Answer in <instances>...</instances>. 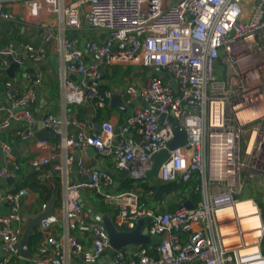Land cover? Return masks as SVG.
I'll return each instance as SVG.
<instances>
[{"label":"built area","instance_id":"1","mask_svg":"<svg viewBox=\"0 0 264 264\" xmlns=\"http://www.w3.org/2000/svg\"><path fill=\"white\" fill-rule=\"evenodd\" d=\"M13 1L26 6L28 18L16 17L8 9ZM44 13L58 23L45 20ZM27 19L38 25V35L45 41L54 37V28L86 25L96 36L84 41V49L97 53L101 64L148 68L156 64L176 84L173 89L169 80L151 74L140 87L126 86L128 102L139 93L148 106L135 108L116 132L109 120L101 121L97 129L90 117L43 113V125L58 139L52 143L40 139L39 147L63 148L66 163L74 160L88 179L64 183L60 206L37 226L41 233L37 256L27 260L97 264L110 247L109 238L101 222L87 221L78 198L80 190L93 188L113 208L111 220L117 229L131 230L139 219L151 217L147 233L160 238L152 251L148 245L116 250L115 264H264V216L255 198L245 195L250 180L264 185V0H0V28L3 21ZM77 42L60 38L67 70L83 75L79 80L62 78L64 100L70 104L94 100L104 106L115 91L101 92L89 83L101 73L96 63L84 62ZM23 50L33 62L44 57L41 46L25 43ZM8 57L24 63L13 41L0 46L1 71L8 67ZM26 75L31 86L24 93L16 96L8 79L1 92L6 102L0 99V130L26 122L19 132L22 140L33 138L30 125L35 117L28 105L40 81L32 73ZM155 111L166 117L161 120ZM168 116L185 131L186 142L169 150L156 179L193 181L189 192L198 195L196 201L177 198L180 201L172 208L153 211L141 204L136 190L111 191L115 179L109 171L86 166L82 156L73 154L82 155L92 146L111 158L116 170L143 177L151 167V155L173 137ZM0 148L7 163L0 167V177L18 176L20 163L10 146L2 143ZM52 157L53 153L35 155L30 164L44 166ZM24 193V188L0 192V205L9 206L0 214V264H19L23 259L19 242L25 217L19 205ZM185 200L193 206L182 205ZM75 233L88 234L90 244L82 245Z\"/></svg>","mask_w":264,"mask_h":264},{"label":"crops","instance_id":"2","mask_svg":"<svg viewBox=\"0 0 264 264\" xmlns=\"http://www.w3.org/2000/svg\"><path fill=\"white\" fill-rule=\"evenodd\" d=\"M8 9L16 17L24 16L28 18L29 13L27 8L21 1L10 2L8 4ZM43 16L45 17V20L51 24L58 23V19L50 13H44ZM38 31V25L30 19L20 22L3 21L1 23L0 46L9 40L13 41V43L16 42L17 49L22 53L24 58V63L14 69L12 77L7 75L5 72L6 69L4 71L0 70V99L6 102L1 93L5 87V80H11V91H13L16 96L24 93L31 86V82L26 75L27 73H32L33 76L39 77L40 81L35 85V99L28 105L35 117L34 122L30 125L33 129V138L30 140H22L19 132L27 126V123L17 122L6 129L0 130V145L2 143L9 145L14 157L20 163V172L18 176L22 178L21 181L27 179L33 172H35V174L32 175L31 181L37 180V182L45 184L48 188L54 187L57 181H59L61 187L59 201L57 204H54L52 199L47 201L53 203V211L55 212L61 203L62 195L64 193V183L75 180L86 181L88 177L79 172L74 160L70 164L66 163V151L63 148L57 150L52 146L48 148L39 147L38 141L40 139L37 138L34 133L39 129V126L43 124H41L43 113L49 111L58 117H69L70 115H74L82 120L90 117L95 120L96 126L103 120H109L113 124L116 132L124 119L130 115L135 108L143 106L142 102L137 98L128 102L125 88L129 84H135L136 87L142 86L147 78L148 67L135 65L106 66L101 64L99 59L94 57L93 53H89L84 49V41L89 37L95 38L96 36V32L89 29L86 25H82L80 28L66 27L64 31L54 28V37L47 41L40 39ZM61 37L77 38V46L82 49L84 53V62L86 64L96 63V65H101L100 71L103 72V77L101 74L102 79L99 80L98 84H107L108 89L119 93L124 107L112 105L110 101L111 97L106 101L104 106H99L94 100H87L74 104L65 102L61 86L62 78L64 76L72 80H79L80 78L78 77V73H72L66 68L68 62L64 56V50L60 45ZM99 38L101 39L102 36H99ZM25 43H32L41 46L44 51V57L38 62L31 61L23 50V45ZM161 77L163 80L170 81V77L166 73ZM128 136H132L137 142L141 141V138L134 133H129ZM56 140L57 139H50V142L52 143ZM50 153H53V157L49 164L40 167H34L30 164V159L33 156L43 154L49 155ZM73 154L75 157L82 156L86 166H95L106 169L114 176L115 180H118L121 183V177L118 176L120 171L115 169L111 158L101 155L97 150L94 153H90L86 150L82 155L79 152L73 151ZM6 164V158L0 148V167L5 166ZM57 164L60 165L59 169H55L54 167ZM127 174L131 176L130 173ZM6 178L7 177H0V192L15 190L13 188H15L17 183L13 182L11 185H8L6 183ZM142 179L149 184H153L156 181L155 179L147 177ZM23 188L25 189V193L20 199V213L23 215L24 212H28L29 214L34 215L41 211V206L45 202L41 201L38 193L29 187ZM136 191L140 194L141 204L153 211H157V209L161 207L170 209L176 205V202L180 201L174 193L165 194L164 198L159 197L158 199H155L154 191L143 192L141 189ZM183 193L187 199H190L187 197L186 191H183ZM78 198L85 211L87 221H96L93 219L91 220L88 209L92 210L94 213L102 212L103 214L112 217L114 212L113 208L108 203L104 202L101 195H98L95 189L86 188L80 190ZM8 210L9 206L6 203L0 205V214H4L8 212ZM143 227L146 228L147 224L144 223ZM52 231L54 233L57 231L56 225L53 226ZM75 234L82 245L86 246L90 244V236L88 234ZM150 247L154 248L155 244ZM98 262V264L107 263L106 254L103 255ZM68 264H80V261L72 259Z\"/></svg>","mask_w":264,"mask_h":264},{"label":"water","instance_id":"3","mask_svg":"<svg viewBox=\"0 0 264 264\" xmlns=\"http://www.w3.org/2000/svg\"><path fill=\"white\" fill-rule=\"evenodd\" d=\"M14 46L17 48V43L14 42ZM94 57L96 59H99V55L97 53H94ZM9 60V66L6 68L5 72L7 73L8 76L12 77L14 73V69L16 67H19V64L14 62L10 57H8ZM98 69H101V65H97ZM103 77V72L100 71ZM151 74H156L162 76L164 74V71L160 68L159 65L152 64L148 68L147 72V77L150 76ZM80 79L83 78V75L79 74L78 76ZM101 75L98 80H90L89 83L97 85L99 83V80L102 79ZM171 87L173 89H176V84L174 80L169 81ZM137 99L142 102L143 107L148 106V102L144 100L139 93H137ZM110 101L112 105L119 106V107H124L123 102L121 101V95L117 92H113L110 98ZM22 107H17L15 110H20ZM159 118L162 120L166 116L164 113H158ZM40 119V118H39ZM168 120L170 123V126L173 130V137L168 141L166 147L160 149L159 151L153 153L151 155V167L146 171L145 176L143 177H135L133 175L129 176L126 172H120L118 174L119 177L124 178V177H131V178H150V179H155L157 176V171L158 168L161 164V162L168 156L169 150L182 145L186 142V133L184 130L179 128V125L177 124L176 120L172 116H168ZM42 118H41V124H42ZM100 128V124L97 125V129ZM34 135L39 138H48V139H58V135L54 133L52 130L46 128L43 124L39 126V129L34 133ZM146 151L149 152V149L147 147ZM88 152L94 153L96 150L94 147L90 146L87 149ZM22 178L17 176L14 178L7 177L6 178V183L8 185H11L13 182L19 183L21 182ZM120 181L115 180L112 187L111 191H116L120 187ZM159 197L164 198L165 194H162L161 189L159 186L156 187L154 191V198L158 199ZM182 205L190 208L193 206V203L190 200H185L182 202ZM91 220H96L101 222L105 230L107 232L108 238H109V249L106 252V258H107V263L109 264H115L113 262L112 256L116 250L121 249L122 247H129L132 251H135L136 247L138 245H148L151 246L153 244H157L160 241V238L155 235H150L147 233V229L143 227L144 223L147 225L151 221V217H145L141 218L137 221L136 226L131 229V230H119L117 229L112 220L111 217L108 215L103 214L102 212L94 213L92 210L88 209ZM165 208L161 207L157 209V212H164ZM53 212V203L52 202H47L45 204V207L41 209L38 213L32 215L29 214L28 212H24L23 215L25 217V224L23 227V231L21 234L20 242H19V254L23 259H31L35 256H37V253H34L30 251L29 245H30V240L35 231L37 230V226L40 223L41 220L44 218L50 216ZM89 221V220H88ZM99 262H97L98 264Z\"/></svg>","mask_w":264,"mask_h":264},{"label":"trees","instance_id":"4","mask_svg":"<svg viewBox=\"0 0 264 264\" xmlns=\"http://www.w3.org/2000/svg\"><path fill=\"white\" fill-rule=\"evenodd\" d=\"M9 41H7V42H9ZM97 87L99 88V90L101 92L108 89V85L104 84V83L98 84ZM34 174H35V172L31 173L27 179L17 183L15 188H13V189L17 190L19 188L29 187L33 191L38 193L42 202L46 203L47 201L52 199L53 203L57 204V202L59 201V198H60V193H61V187H60L59 181H57V183L54 187L48 188L45 184H41V183L37 182V180L31 181L32 175H34ZM192 183H193V181H191L189 183H185L182 181L161 182L158 179H156V181L153 184H149L146 181H143V179H141V178H131V177L127 176V177L121 178V184L117 190L121 191V190H130V189L131 190L141 189L143 192H147V191L153 192V191H155L156 187L159 186L162 194H169V193L177 192V198L178 199L182 198V200H183L184 198H186L184 196L183 191H186L187 197H189L193 201H196L198 199V195L194 194L192 192H189V186ZM245 195H248V194L245 193ZM140 200H141V198H140ZM257 203L260 206V208L262 209V214L264 216V202L257 200ZM40 237H41L40 231L36 230L35 233L33 234V236L31 237V240H30V245H29L30 251L35 252L36 244L39 241ZM263 243H264V241H263ZM149 249L152 251L153 247H149ZM19 264H31V263L27 259H20ZM103 264H108V263H103Z\"/></svg>","mask_w":264,"mask_h":264},{"label":"rangeland","instance_id":"5","mask_svg":"<svg viewBox=\"0 0 264 264\" xmlns=\"http://www.w3.org/2000/svg\"><path fill=\"white\" fill-rule=\"evenodd\" d=\"M245 192L254 197L256 201L260 200L261 202H264V185H262L257 179L249 181Z\"/></svg>","mask_w":264,"mask_h":264},{"label":"bare ground","instance_id":"6","mask_svg":"<svg viewBox=\"0 0 264 264\" xmlns=\"http://www.w3.org/2000/svg\"><path fill=\"white\" fill-rule=\"evenodd\" d=\"M242 205H238V208L241 209Z\"/></svg>","mask_w":264,"mask_h":264}]
</instances>
